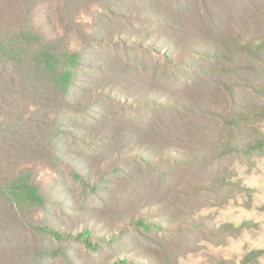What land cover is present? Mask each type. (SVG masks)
<instances>
[{
	"label": "rangeland",
	"instance_id": "obj_1",
	"mask_svg": "<svg viewBox=\"0 0 264 264\" xmlns=\"http://www.w3.org/2000/svg\"><path fill=\"white\" fill-rule=\"evenodd\" d=\"M108 1L110 4H90L76 11L50 2V6L36 8L34 22L47 37H54L64 34L57 18L64 19L67 36L73 40L72 48L85 47L88 35L106 31L108 35H119L121 41L130 45L142 46V36L146 40L157 37L162 46L156 43L154 46L163 49L161 54H166L173 65L163 68L154 54L111 46L91 48L93 53L87 55L86 61L93 64L92 59L97 57L110 62L122 59L129 64L130 73L122 77L118 86H112L107 81L118 80V73L108 72L106 81H101L105 83H100L102 87L110 89L117 98H142L149 94L172 105L174 110L186 109L189 113L183 121L192 123L194 130L181 126L182 132L172 131L170 137L158 128L160 136L155 142L159 153H164L169 144L170 153L178 164L149 170L135 163H121L120 159L125 156L118 159L116 154L124 144L120 136H109L117 140L113 144L115 149L106 145L105 137L110 133V128L106 130V127L111 121L123 119L122 113L102 103L89 109L88 117L77 115L81 127L75 129V135L86 141L91 136L100 147L92 153V149L85 146L86 141L64 134L62 151L68 155H63V159L65 164L76 168L87 166L85 170L94 190L73 182L65 167H38L36 176L43 188L63 183L64 193L74 194L79 202L74 205L65 199L67 195L58 196L59 187H55L51 200L58 201L50 204L48 214L42 218L49 222L54 220L57 227L67 231L69 226L87 228L91 238L111 230L120 236L117 255L135 254L133 258L143 264H264V153L226 154L221 145L264 136V65L252 62L254 69H245L251 60L243 56L226 62L210 57L204 59L200 55L207 46L214 48L211 41L219 39V31L234 33L246 29V18L232 8L244 6L246 1ZM140 11L159 19L152 23L128 17ZM241 12L247 14L248 11L242 8ZM185 42L192 50L204 48L197 55L192 53L190 58L179 49L172 52L173 46L183 47ZM98 64L105 68L111 66ZM88 71L97 77V71ZM165 71L170 73V78ZM198 81H205L204 86L200 87ZM225 88H229L228 91ZM208 110L221 121L208 115ZM66 115L73 117L76 113L70 111ZM128 117L132 127L133 116ZM97 119L101 120V126L94 122ZM173 122L174 119H170V124ZM134 135L129 133L130 139L119 150L121 154L150 144L149 134ZM141 151L145 157L156 161V155ZM115 159L119 160L120 169L110 173L105 165ZM185 160H190L189 167L184 166ZM138 217L151 223V228L138 227ZM92 244L96 243L92 241ZM54 245L64 246L66 252L77 258L78 264H110L114 254L113 248L103 253L94 252L80 240L65 243L54 240ZM42 264L67 263L61 258H50Z\"/></svg>",
	"mask_w": 264,
	"mask_h": 264
},
{
	"label": "trees",
	"instance_id": "obj_2",
	"mask_svg": "<svg viewBox=\"0 0 264 264\" xmlns=\"http://www.w3.org/2000/svg\"><path fill=\"white\" fill-rule=\"evenodd\" d=\"M245 1L244 6L232 8L235 13L246 18V29L234 33L219 31V39L211 41L214 48L207 46L204 54H200L204 59L210 57L216 61L222 59L233 62L235 57L243 56L251 60V64L245 69H254L252 62L264 65V0ZM50 2L68 6L71 11L85 9L95 3L110 4L108 0H0V264H42L45 259L50 258H61L67 264H78L77 258L69 251L66 252L64 246L55 247L54 240L62 243L80 240L99 253L106 249L112 251L113 248L110 264H143L138 258H133L135 254L117 255L116 247L120 236L111 230L99 233L95 240L91 238L87 228L69 226L67 231L57 227L54 220L49 222L42 218V215L48 214L50 204L58 201L56 198L51 200L52 193L56 191L55 187H59L58 196L67 195L65 199L74 205L79 202L74 194L68 196L64 193L66 188L63 183L57 182L49 189L43 188L37 180L36 170L40 166L52 169L65 167L68 169L67 176L73 182L94 190L85 170L87 166L76 168L73 164H65L63 155L68 154L62 151V135L67 134L77 141H86L80 135H75V129L81 127L76 116L85 114L88 117L89 109L99 107L102 103L123 114V119L111 121L106 127V130L110 128V133L105 137L108 148L115 149L113 144L117 140L109 138L113 134L120 136L124 144L130 139V132L135 133L134 136L138 133L145 136L149 134L151 139L150 144H145L144 148H135L133 152L127 150L121 154L122 151L119 150L123 144L116 151L118 159L119 156H125L120 159L121 163H135L149 170L163 165H177L176 158L170 153L169 149L172 148L169 144L164 153H159L155 142L160 136L157 129L162 128L164 134L170 137L172 131L181 133V126H187L193 131V124L183 121L187 119L185 115L189 112L182 108L174 110L172 105L149 94L142 98H117L100 83H105L108 72H112L120 74H117L118 80H108L107 83L118 86L122 77L130 73L129 64L120 58L110 62L102 57L93 58L95 63L92 64L86 61V57L93 53L95 46H111L119 50L132 49L137 53L154 54L159 62L161 60L163 68L173 63L166 54H161L163 49L154 46L155 43L162 46L161 41L156 40L157 37L146 40L142 36V46L130 45L121 41L119 35H108L106 31L104 34L88 35L85 47L72 48L70 43L73 40L67 36V25L62 18H57V21L64 34L47 37L40 25L35 24L33 14L38 6H50ZM60 8L63 9V6ZM242 8L248 11L247 14L241 12ZM140 12L128 17L153 21L152 23L159 19ZM185 44L183 47L173 46L172 52L179 49L185 57L190 58L192 53L197 55L204 48L203 46L202 49L192 50L188 42ZM98 63L111 66L100 67ZM158 64L161 68L160 63ZM181 64L188 68L184 62ZM88 70L97 71V77ZM165 74L170 78L168 71ZM102 80L105 81L101 82ZM199 84L203 87L205 81ZM228 89L225 88V91ZM70 111L76 115H66ZM129 114L133 116L132 127L129 126L132 124ZM207 114L214 115L210 111ZM213 117L221 121L220 117ZM170 119H174L173 124H170ZM136 120L139 122L135 123ZM94 122L98 126L102 124L100 119ZM65 127L70 130H65ZM160 142L166 143L161 140ZM221 145L225 148V152H222L226 154L264 153V136L235 143L228 141ZM85 146L92 149V153L100 147L91 136H88ZM141 150L146 154L156 155V161L145 157ZM118 159L110 160L105 165L108 172L120 169ZM189 161L185 160L184 166L189 167ZM142 219L140 217L137 220V226L150 229L151 223ZM92 241L96 244H92Z\"/></svg>",
	"mask_w": 264,
	"mask_h": 264
}]
</instances>
